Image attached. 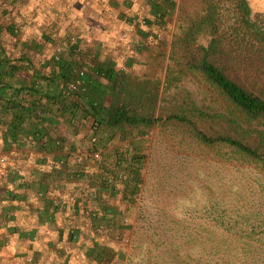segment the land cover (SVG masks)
Instances as JSON below:
<instances>
[{"label":"crops","instance_id":"crops-1","mask_svg":"<svg viewBox=\"0 0 264 264\" xmlns=\"http://www.w3.org/2000/svg\"><path fill=\"white\" fill-rule=\"evenodd\" d=\"M169 11L170 0H0V88L31 89L20 97L22 111L32 110L15 119L21 107L0 101V264H118L124 257L128 230L118 224L114 166L92 141L93 119L57 94L81 67L107 87L106 68L139 63L138 40Z\"/></svg>","mask_w":264,"mask_h":264},{"label":"rangeland","instance_id":"rangeland-1","mask_svg":"<svg viewBox=\"0 0 264 264\" xmlns=\"http://www.w3.org/2000/svg\"><path fill=\"white\" fill-rule=\"evenodd\" d=\"M170 1L171 11L159 16L163 24L147 31L143 41L138 40L134 53L141 56L139 63L118 69L131 81L129 90L135 83L146 94L157 90L153 117L162 118L142 125L139 129L143 134L129 126L123 130L103 127L91 134L114 166L116 174L111 175V182L116 192L114 204L120 208L118 224L128 230L122 244L125 255L117 263L216 264V253L223 252L228 264H264V166L234 157L232 153L238 152L223 143L202 140L189 124L167 119L187 92L202 110L219 113L222 119L228 112L225 97L196 70L186 71L177 87L165 89L173 40H182V28L188 26L189 17L206 7L203 0ZM247 1L254 19L264 17V0ZM220 5V19L227 26L234 16L227 11L228 1ZM145 25L139 24L136 31ZM208 39L199 36L190 48L205 46ZM77 58L83 60V54ZM259 83L264 85V81ZM150 103H140V111L150 112ZM210 121L203 117L198 127L208 132ZM133 156L137 161H130ZM125 164L129 171H139L133 195L124 192V181L129 177ZM124 175L127 178L121 179Z\"/></svg>","mask_w":264,"mask_h":264},{"label":"trees","instance_id":"trees-1","mask_svg":"<svg viewBox=\"0 0 264 264\" xmlns=\"http://www.w3.org/2000/svg\"><path fill=\"white\" fill-rule=\"evenodd\" d=\"M203 1L206 7L199 13H193L189 17L188 26L182 28V40L179 38L173 40L170 57L172 64L166 67L165 89L181 83L186 71L196 70L204 75L221 96L225 97L229 110L227 109L225 119H222L223 115L212 111H210L211 115L209 111L198 108L187 92L182 97V101L174 105L173 110H175L167 115V119L189 124L202 140L223 143L238 152L232 153L234 157L240 156L246 161L251 160L264 166V126L263 129L260 128L264 125V85L259 83L264 81V17L259 15L254 19L247 0ZM225 1L229 3L227 11L234 16V21L227 26H224L220 19L223 16L220 13V3ZM144 22L146 23L145 20ZM199 36H208L207 44L190 48L191 43L194 44ZM180 48L182 50H179ZM179 52L180 55L176 57ZM127 77L111 67L106 68L108 86L102 87L98 83L93 84L84 74L82 76L84 90L69 93L65 87L63 93L57 94V98L62 96L68 99L67 106L80 108L79 113L82 116L88 114L93 119V127L97 131L103 127L123 130L129 126L143 134V130L139 129L142 125L148 126L162 118L153 117L159 95L157 90L144 93L138 83L129 90L131 81L128 82ZM64 81L65 83L70 81L69 77H64ZM4 88L12 91L7 94ZM30 90L28 87L12 88L10 85L0 88V101L5 99L7 106L12 107L14 111L21 107L17 113H14L15 119H25L27 113H32V110L22 111L23 101L26 99L20 97ZM106 92L108 101L104 104ZM144 101L151 102L150 112L140 111L138 105ZM79 102H82L81 106H75ZM203 117L211 120L212 127L209 125V133L198 127V122ZM253 121H258L257 125L252 124ZM221 123L227 126L222 127ZM135 158L133 156L130 161H137ZM117 161L121 162L119 158ZM124 170L129 174L128 179L124 181V192L133 195L139 171L137 168L129 171L126 164ZM109 171L112 176L116 174L114 169ZM216 255L218 256L216 264H228L227 255L223 252Z\"/></svg>","mask_w":264,"mask_h":264},{"label":"built area","instance_id":"built-area-1","mask_svg":"<svg viewBox=\"0 0 264 264\" xmlns=\"http://www.w3.org/2000/svg\"><path fill=\"white\" fill-rule=\"evenodd\" d=\"M73 42L74 38H72ZM56 60L58 59V54L55 55L54 57ZM124 68V67H123ZM85 74V67H81L79 69H77L76 75L74 76V78L70 81H68L66 83V90L69 93H73V92H79L84 90V88L82 89V84H83V79L82 76ZM82 89V90H81ZM95 138L92 139L93 142H95ZM92 158L95 162H97V164H101L103 162V156L102 153L100 151H94L92 152ZM121 179L126 178V176H121Z\"/></svg>","mask_w":264,"mask_h":264},{"label":"clouds","instance_id":"clouds-1","mask_svg":"<svg viewBox=\"0 0 264 264\" xmlns=\"http://www.w3.org/2000/svg\"><path fill=\"white\" fill-rule=\"evenodd\" d=\"M140 23H141V24H144L145 22H144V21H141Z\"/></svg>","mask_w":264,"mask_h":264}]
</instances>
